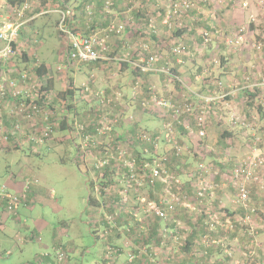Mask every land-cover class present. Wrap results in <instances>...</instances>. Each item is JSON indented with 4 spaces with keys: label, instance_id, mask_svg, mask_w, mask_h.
<instances>
[{
    "label": "rangeland",
    "instance_id": "374dc122",
    "mask_svg": "<svg viewBox=\"0 0 264 264\" xmlns=\"http://www.w3.org/2000/svg\"><path fill=\"white\" fill-rule=\"evenodd\" d=\"M53 1L26 0L24 4H18L17 8L13 7L11 10L7 6L3 10L1 8L0 15L2 12L3 15H8L4 16V19L2 17V20L7 23L18 24L24 19H27L26 25L31 23L39 26L46 23L45 27H48V30L53 33V37L44 39L42 50L39 52L40 61L44 60L53 71L58 72L56 76L63 75L66 78L65 71H59L60 69L64 70L68 65L64 49L62 50L65 45L68 48V38L60 29V20L62 11L70 7L63 5L61 7L54 6L55 4L59 5V3ZM254 1L252 0V2ZM256 1L258 5H262H257V7L259 10V7L262 8L261 13L263 14L260 15V11L257 9V15L249 17V21L250 24H256L260 38H264V0ZM5 2L7 1L5 0ZM141 2L142 0L135 2L129 0L128 4L134 6ZM168 2V13L166 16L169 14V7L171 6V2ZM252 2L248 4V9L251 8ZM109 6L107 2L105 7L107 11H111ZM258 14L260 15L259 21L257 20ZM57 15H59V21L56 20ZM127 28L130 30L129 27ZM175 31H172L173 35L176 33ZM19 41L18 37L14 43L16 54L7 62L0 63V68L3 70L0 72V77L4 76L7 79H14L13 73L16 70V74H18L16 79L20 80L21 87H29V90H32V86H34L37 90L32 93L29 101H21L26 102L27 105L38 104L41 108V113L33 115L32 120H29L26 118L27 110L29 109L26 110L25 108L26 111L23 112L18 110L20 100L12 99V101H9L0 99L2 104L0 107V118L4 115L13 116V118L16 116L26 118L20 124L19 133L21 136L18 138L13 137V135V138H11L10 135L5 134L12 131L9 127H2L0 122V139L3 140V143H0V186L5 185L11 176L17 175L23 178V187L25 189L24 198L18 199V210L15 214L8 215L4 220L3 227L0 228V264H116L115 260L118 259L119 261V257H122L121 254L124 255L122 257L123 260H121L122 258L120 259L122 261L121 264H127L125 261L135 264L136 259L130 262L132 254L129 253L127 257V251L123 250L126 245H120L122 249L120 254L116 255L114 245L116 240L113 241L114 235L118 236L117 234H119V237H121L122 233L123 243H126L132 237L137 244L135 248L137 247L143 251H146L144 248H147V251L150 250L148 257L151 258V254L156 256L155 264H161L165 258L171 264H174L177 261H174L177 259V254L180 255L183 251L182 248L187 235L189 236L191 232L190 226L186 224L188 220L190 221V217L186 216L188 219L184 220L186 223L171 221V219L175 220L178 217L175 213L179 211L181 205L192 207L197 216L204 212L206 216H210V213L215 211L214 215L216 216L209 217V220L216 222L219 226L225 225L229 226L228 228L231 227L232 230L238 229L236 230L238 239L242 242L237 246H232L233 249L235 248L232 253L225 250L233 261L236 260L235 264H246L251 258H257L260 262L259 264H264V214L262 211L260 213L257 211V209L262 210L264 208V163L255 171H251L254 177H251L250 180L245 179V174H241L238 178L236 177L237 171L240 169L238 160L241 162L244 157L251 154L254 155L252 156L253 158L264 160V133L262 132L264 129V90L261 87V94H255L256 99L248 98L247 100V105L253 108L251 112L248 115L243 114L237 107L235 113L238 118H235L236 115L232 117L233 125L238 126V134H241V137L238 138V147H242L244 143H249L251 144V149H244L241 152L232 154L228 152L229 150L226 151L225 144H222V146L212 147L213 150L211 151L206 146L214 145L218 135H216V132L215 135L211 134L213 130L208 128L205 136L200 137L199 129L201 127L196 124V131H194L191 126L192 121L189 119H194L195 116H192L186 119L190 120L189 124L191 127V135H188L189 139L187 142L180 139L181 133L177 134L175 132L178 129L177 126L174 125L173 127L168 124L166 126L164 124V132L163 129L159 132L156 131L158 136L155 138L156 146H154L153 151L148 144V139H144V137L150 136L154 139L155 133H151L152 131L144 127L138 129L136 132L138 137H136L144 144L143 153L146 155V159L141 158L143 160L141 161L142 166L139 167L135 164L134 154L130 150L131 144H134L133 138L135 136L127 133L125 140L119 142L115 150H113L116 139L113 133L117 134L122 118L123 122L132 125L134 128L136 127L135 118L144 114L151 117L155 116L158 120L161 119L166 111L162 110L157 104L158 99H165L173 104L175 103L154 87V90L151 88L148 90V98L143 99L142 102L138 100L131 104V112L126 113L124 110H117L114 102L105 97L102 88L90 87L91 81L89 77L92 74V68L85 64L80 65L77 63L74 65H80L78 66L80 69L77 70L75 75L71 73V77L76 82V86L80 88L76 90L79 92L78 96H82L81 100L78 98L76 101L66 102L61 97L56 99L53 95L51 96L52 90L45 87L48 86L50 78L43 77L44 80H42L43 78H40L36 73L39 57H35L33 52H30L29 55L27 53L24 55V50H22L23 48L20 46ZM142 43L143 45L146 44L145 42ZM148 43V45H142L144 49L141 50V54L145 56H142L143 60L137 63L146 64L145 62L150 57L157 56L158 61L154 62L155 64L153 63L152 68L165 69L166 72L168 70L172 74L168 68L175 67L159 63L161 57L158 51L154 48V52H151L150 42ZM175 43L176 40L174 41L171 37L168 45L163 48L170 49L172 55L170 54V56L169 52L165 50L167 53H164V56L170 57L169 61L178 65V60L182 61L183 58L190 56V52L185 43L179 42L182 44L184 51L179 55L173 54V48L179 44L178 42L177 44ZM254 45L255 47L253 48H247L250 52L254 51L250 55L242 54L245 48L243 50H239V47L234 48L232 58L237 62L238 59L241 60L242 55L246 56L247 59L252 58L254 55V60H251L252 63L249 66L257 68L258 71L260 70V82L262 83L264 81V45L261 44L260 49L256 48L260 44L256 42ZM127 56L130 57L129 55ZM128 57L123 59L128 60ZM214 60L220 61V55H213L207 62L205 61L204 68H221V65H216L217 62H214ZM165 61H167V58ZM186 61L188 62L187 68L194 64V61H191V57L190 60L187 59ZM224 64H226V61L222 65ZM100 65L94 67L93 72L102 80V73L99 71V68H102V63ZM4 68H6V71H4ZM156 73L164 75L159 72ZM23 75L27 77L26 83L21 82ZM65 78L58 80L56 90H63L67 86ZM165 78L167 80L166 76ZM172 80L183 83L185 94H192L184 80L181 81L175 75ZM137 84L138 86L143 85L141 82ZM247 89L251 91V88ZM254 89H259V87H252V90ZM257 91L259 93V90ZM124 92L126 93V90ZM194 92L193 94H195ZM144 94L147 93L141 86V88L133 89L131 96L135 100V98ZM216 95L220 96L221 102H225V96H222V94ZM186 98L184 97V102ZM209 99L213 98L209 97ZM191 100L194 99L192 98ZM117 104L121 106L119 103ZM219 113L216 114L219 118L217 120L211 121L209 115L206 117L205 129L208 124V127H212L216 123L224 124L222 128L224 126L229 127L224 120L226 118L224 112L220 110ZM259 114H263L262 120L259 119ZM184 117L186 116H181V118ZM64 118L69 121V129L66 131L60 128V123ZM159 122L161 123V120ZM181 122L183 124V121ZM166 127H170V130H167ZM92 128L94 132H92ZM231 130L236 132L234 129ZM167 131H171V133L165 134ZM84 132L86 134H83ZM163 133L164 136H162ZM206 134L209 135L207 139L205 138ZM167 135H169V138H167ZM228 143L237 149L236 140L233 141L229 138ZM127 144L130 146H127ZM169 144L173 146V151L175 152V163L182 170L180 177L167 172L166 157L171 154L172 149L169 154L164 152L165 147H168ZM200 145L205 147L206 151L203 153L200 152ZM102 150L114 151L115 155H111V158L117 161L114 184L106 190V193L113 195L117 192L120 195V200L117 204L110 206L107 203L105 204L106 208L102 203L103 192L101 185L98 184L97 175H95L93 169L94 164H96V167H102L108 160L105 157L106 155H104V159ZM151 152L152 155L150 154ZM207 156L209 157L208 165H201L206 169L202 170L198 165L194 167V164L196 165L198 161L205 160V157L207 160ZM213 158L215 162L212 161ZM188 163L191 165L189 168H185L184 165ZM120 164L128 166V174L120 169ZM159 165H161L160 169L162 168L166 174L154 178L152 175H154V171ZM84 173H87V179ZM200 178L202 179L201 181L199 180ZM91 181L94 182L92 186H94L95 192L89 190L87 186V183ZM96 181L97 183H95ZM242 181L246 182L251 200L246 203L247 208H251L252 205L256 210L254 214L257 215L250 216L249 213L245 217L238 214L229 215L230 210H237V207L233 204H239L237 201L238 188ZM186 182L193 183V193L183 189L182 185L180 186V184ZM33 187L38 189L36 195L39 194L41 199L39 196L32 205H29L26 202H28L29 196L32 194ZM12 193L17 196V193ZM92 197L98 199L97 204L94 206L88 204ZM167 199L172 200V202L176 200L177 203L181 204L177 206L173 215L169 216L168 219L166 218L170 225L175 223L178 229L170 232L165 229L166 226L157 227L156 235L149 239L148 232L153 229V225H156L155 222L161 223L163 221L153 214L152 206L159 205ZM196 201L199 202L201 211H197L199 206H193ZM241 207L244 208L245 206L242 205ZM220 216H223V220ZM39 224L44 226V230L39 232L40 236L34 233V229L37 230ZM123 224L127 225L122 231L123 227L121 225ZM129 225L132 227L130 228ZM128 228L130 232L127 231ZM118 231L119 233H117ZM111 232L112 234H110ZM125 233H128V235ZM205 236L202 242L206 241L209 244L208 247L219 243L218 241L220 240L224 243L227 242L225 239L211 238L209 234ZM146 240H148L147 243L145 242ZM128 242L130 244V241ZM208 247H205V249ZM224 247L227 248L226 245ZM199 251L198 257L202 254ZM60 253L62 254V262L59 261L58 255ZM151 259L153 260V258ZM150 263L153 262L150 260Z\"/></svg>",
    "mask_w": 264,
    "mask_h": 264
},
{
    "label": "crops",
    "instance_id": "0c3cea01",
    "mask_svg": "<svg viewBox=\"0 0 264 264\" xmlns=\"http://www.w3.org/2000/svg\"><path fill=\"white\" fill-rule=\"evenodd\" d=\"M6 1L7 2H5V0H0V11L5 9L6 6L11 10V8L16 7L18 4H21L19 3L20 1H22V4H24L26 0H16L15 4L12 2V0ZM106 1L108 0L53 1L55 3H59L60 5L59 6L58 4L56 5L54 3V6L61 7L63 5L65 7L72 8L74 13V17L70 23L72 31H74L75 33H79L83 36L96 35L99 40L104 41L103 49L102 46H99L98 50L105 57V59L97 62H80L78 60H70L68 55V48H66L65 45V48H62V50L64 49L63 51L66 54V61L68 65L67 68H65L64 70L60 69L59 71H65L66 78L63 77V75L56 76L58 72L56 73L55 71H53L52 68H50L49 64L46 63L44 60L40 61L39 52L42 50L44 39L51 36L53 37V33L48 30V27H45L46 23L40 24L39 26H36L31 23L26 25L27 19H24L25 22H23V20L21 22L22 24L18 23L20 26L22 25L19 28L18 37L20 40V46L23 48L22 50H24V55H26V53L27 55H29L30 52H33L35 57H39L37 60V63L39 62L38 67L42 64L46 65L47 72L46 75L42 76V78H50L49 81L52 82L53 86L52 88L49 87L50 90H52L51 96L53 95L56 99L60 98L62 97L61 94L65 93L68 89H70L74 91L73 95L70 98V101H76L78 98L81 100L82 96H78L79 92L76 90L78 87L76 86V82L74 81V79H72L71 73L75 75L77 73V70L80 69L78 68V66H80L81 64H85L92 68V74L89 77V80L91 81L90 87L102 88V92L105 94V97L114 102V106H117V110H124L126 113L131 112V104H134L138 100L142 102L143 99L148 98V90L150 88L153 89L154 87H156L157 90L160 91L163 95H166V98L171 99L175 104H182L184 102V96H187V94H185L186 91L183 89V83L176 82V80H172V77L169 76V79L167 78L166 80L164 75L158 73L142 74L136 69L135 65L138 64L137 62L143 60V58L141 57L145 56L144 54H141V50L144 49L142 48V42L146 43L144 45H148V42H150L151 52H154L155 48L158 51L160 57L162 58H160L159 63H164L168 66L175 67L168 69L171 70L173 75L178 76L181 81L184 80V82L187 83L190 90L192 91V94H189L191 96L190 98L195 99L194 102H196L199 107H204L203 105H207L203 100L204 98L211 97L215 100L214 103L210 104L211 110L207 107L210 114L209 118L211 119V121H213L214 119H219L216 114H218L219 111L222 110L226 115V118L224 120L226 121V123H228L227 126L236 131L234 132L226 126L222 128L224 124L216 123L212 127H208V124L206 132L208 128H212L213 131L211 132V134L213 133L215 135L216 132V135H218V137L216 136V141L214 145L206 146V148L208 147L212 151V147H218L222 146V144H225L226 151L229 150L228 152H231L232 154L236 152H241L244 149H251V144L249 143H244V148L243 146L238 147V138L241 137V134H238V126L233 125L232 117L233 115H236L235 109L237 107H239L238 109L246 115H248L251 112V109H253L251 108V106L247 105V100L248 98L256 99L255 94H257L258 92H255L257 90H252V87L258 86V94H261V72L260 70L258 71L257 68H251L249 66L250 63H252L251 60H254V55L252 56V58L248 59L246 56L242 55L241 60L238 59L237 62H235L234 58H232V52L234 48L239 47V50H243V48H245L242 54L250 55L251 53L253 54L254 51L250 52V50H247V48L255 47L254 44H256V42L260 44L256 47L257 49H260L261 44L264 45V38H260L256 24H250L249 21V17H251L252 15L255 16L258 13L257 1H254L255 3H257L255 4L254 2H252V0H235L233 3L234 5H228L221 3L219 0H212L211 4H205L200 6L196 12L191 14V17L189 16L188 18H186V25L184 26L188 29L187 31L178 36H176V34L173 35V32L164 25V19L168 12L167 7L169 0H142L140 4L134 6L128 4L129 2H127V0H113L115 1V5H113L114 3L109 4L111 11H107L105 9L107 5ZM251 2V8L248 9V4H251ZM244 4H247V7H245ZM259 8L260 10H258L260 11V15H262V8ZM260 15L258 14V21ZM4 16L8 15H3L2 12V14L0 15L1 21H3L2 17L4 19ZM56 20L59 21V15H57ZM112 24L116 26L122 24L125 25L126 28L121 33H117L114 30L110 31V26ZM127 27H129L130 30H128ZM203 29H214L212 41L209 45L205 44L203 38L201 37V32ZM171 35H173L174 37ZM171 37L174 39V41L176 40L175 44H177V42L185 43L188 46L190 52V56H187L189 58L185 57L182 59V61L178 60V65L174 62H170V57L164 56V53H167V51L169 52V55H172V53H170V49L168 50L163 48L164 46L168 45L169 40H171ZM2 46L3 43H0V48ZM218 54L220 55V61L214 60V62H217L216 65L220 64L221 68H204V62H207L208 59L212 58L213 55L217 56ZM127 55H129L130 57H128ZM124 57H128V60L123 59ZM190 57L191 61H194V64L191 65L190 68H187L188 62L186 60H190ZM166 58L167 61H165ZM224 61H226V64L222 65ZM75 63L80 65H74ZM101 63L102 68H99V71L102 73V80L98 78V76L93 72V68L97 67L98 65L101 66ZM2 71L3 70L1 68V72ZM4 71H6V68H4ZM13 74L15 76L13 78L18 77V74H16V70H14ZM62 78H65L67 80V86L63 90H56L57 82L58 80H62ZM42 80H44V78ZM140 82L143 83V85L141 86L143 89H145L147 94H144L143 96H138L137 98H135V100H133L131 96L132 90L136 88H141V86H138L137 84H140ZM96 84H98V86H96ZM247 88H251V91ZM84 89L86 90V88ZM124 90H126V93L124 92ZM193 91H195V94H193ZM216 94H222V96H225V102H221L219 99L220 96H217ZM123 97L126 98L123 99ZM217 98L218 100H216ZM9 101H12V99ZM117 103H119V105L121 106H118ZM168 112L166 111V113L163 114L161 119H159L161 120V123L155 116L151 117L147 114L136 117L134 123L136 124L137 130L144 127L147 130L152 131L151 133L156 134L161 129H163L164 132V124L166 125V123L168 122H173L176 123L175 125L178 127V129H176L177 131L175 130V132H177V134L181 133V135L179 136L180 139L187 142L189 139L188 135H191V127L189 123L190 120L193 119L189 118L190 120H186L188 117H184L179 118V120L177 121L174 116H169L170 114ZM262 115L259 114L260 120L263 119ZM235 118H238V116L236 115ZM25 119L26 118L23 116H16L13 118V116L4 115L0 118V122L2 124V127H9V129L12 131L10 133L18 138L21 135L19 133V130L16 129V126L24 122ZM181 121H183V124ZM124 127H127L129 130L132 129V125L128 124H125L123 128ZM180 128L182 129V131L180 130ZM92 132H94L93 128ZM262 132L264 133V129L262 130ZM129 134L133 136L132 133ZM162 136H164V133ZM208 137L209 135H207L205 138L207 139ZM229 138L233 141L236 140L237 149L233 148V145L228 143ZM148 143L154 144V142ZM196 147L198 148V146ZM203 147L204 146L200 145L201 153L206 151L205 147ZM150 148L151 150H153L151 146ZM171 149L173 151V146L169 144L168 147H165L164 153L169 154ZM197 152L199 153V151ZM166 158V161L169 162V156H167ZM212 161L215 162V159L213 158ZM208 163L209 157L207 156V160L205 157V160L198 161L196 165L194 164V167H197L198 165V167H201L203 170L206 168L201 165H208ZM199 180L201 181L202 179L200 178ZM23 183V178L21 176L15 175L11 176L9 180H7L6 184H3L2 187H6L10 191L17 193L20 196H24L25 189L23 187ZM32 189V194L29 196L30 198L28 199V202H26L27 204L29 203V205H32V203L35 202V200L38 199V197L40 196L39 194L36 195L38 189L34 187ZM233 205L237 207V210H230L231 212H229V215L231 216L238 214L242 217H245L246 214L250 212L249 209L242 208L240 204ZM193 206H199V209L197 211H201V206L199 205V202L196 201ZM251 208H253L252 205ZM214 213L215 211L210 213V216H206L204 212L200 213V216H197L195 210H193L192 207L186 205H181L179 207V211L175 213V215H178V217L175 218V220L173 221H175V223L177 221H182L186 223L184 221L185 219H187L186 216L190 217V221L187 219L188 223L186 224L190 226L191 232L189 236L187 235V238L185 239L183 244V251L180 250L182 251L181 254H177V259L174 260L177 261L174 264H235L236 260L233 261V259L228 256V253L227 251L225 252V250H228L232 253V251L235 250V248L233 249L232 246H237L240 244V242H242L238 239V233L236 232V230L238 229L236 228L235 230H232L231 227L228 228L229 226H219L216 224V222L214 223L209 220V217L211 218V216H216L214 215ZM8 215L11 216L8 213L5 205L1 204L0 228L3 227L4 220ZM220 217L223 220V216ZM175 223H172L170 225L169 222L165 219L160 223V225H153V229L150 230L148 233L150 235L154 234L155 236L158 226H166L165 229L170 232L174 229L176 231L178 227L175 225ZM125 225L127 224L121 225V227H123L122 231L126 228ZM39 226H37V230L34 229V233L40 236L39 232H42L44 230V226H41L40 224ZM129 226L130 228L132 227L131 225ZM127 231L130 232L129 228L127 229ZM117 233H119V231ZM125 234L128 235V233ZM208 234L211 236V238L225 239L228 243H224L220 240L218 241L219 243L208 247L209 244L206 241L202 242L203 238L206 237L205 235ZM117 235L118 236L114 235L113 240H116V242H114L116 243L114 244L116 248V255L118 253L120 254V251L122 249L121 246L126 245L123 250L127 251V257L129 253L136 256V264H138V261L143 257L146 258L144 259L146 260V262L140 264L156 263V256L152 254L150 255L153 260L148 257V252H151L150 250L147 251V248H144L146 251H143L137 247L135 248L137 244L134 242V238L130 237V239L128 240L130 241V244L128 241H126V243H123V233L121 237H119V234ZM221 242L222 244L220 245ZM224 245H226L227 248H225ZM204 246L208 248L205 249ZM200 249L201 251H199ZM198 251L199 253H202L201 256H199L200 258L198 257ZM121 256L124 257L123 254H121ZM121 258L119 257V261L118 259H116L115 263L121 264V260H123V258ZM149 259L153 263H150ZM166 259L167 258L163 259L161 264H171ZM125 262L127 264H130L127 261Z\"/></svg>",
    "mask_w": 264,
    "mask_h": 264
},
{
    "label": "built area",
    "instance_id": "2783aa9c",
    "mask_svg": "<svg viewBox=\"0 0 264 264\" xmlns=\"http://www.w3.org/2000/svg\"><path fill=\"white\" fill-rule=\"evenodd\" d=\"M171 2V6L169 7L170 11L169 14L164 19V25L168 27L169 30H179L184 27L181 18L195 5L190 0H169ZM226 0H221V2ZM228 2H231L232 0H227ZM263 3V1H262ZM111 4V3H109ZM227 4V3H226ZM245 7H247V4H244ZM168 13V12H167ZM73 19V11L72 9L68 8L62 11L61 13V20H60V29L62 32L67 35L68 38V55L70 60H78L80 62H97L104 60L105 57L99 52L98 47L102 46V49L104 47V41L99 40V38L96 35L92 36H83L79 33H75L70 28V23ZM19 24L14 23H7L0 20V43H3V46L0 48V63L7 62L13 55L16 54V49L14 48V43L16 42L18 35H19ZM126 28L125 25H111L110 31L114 30L117 33H121ZM201 36L204 40V43H208L211 41L213 33H210L207 30H202ZM261 48V46H260ZM184 51V48L182 47V44L179 43L177 46L173 48V54L179 55ZM158 61L157 56L150 57L146 64L138 63L136 64V69L142 73H150V72H159L164 74L167 78L173 77L174 75L171 74L168 70L167 72L165 69H156L152 68V65L154 62ZM155 64V63H154ZM1 72V68H0ZM169 76V77H168ZM22 83L27 82V77L22 76L21 78ZM47 87V86H45ZM261 89L264 90V81L260 85ZM34 91H37L34 86H32V90H29V87H21L20 80L19 79H7L4 76L0 77V99L4 100H20L18 103V110L20 112L26 111L27 109V115L26 118L29 120H32L33 115L41 113V108L38 106V104H34L33 101L27 105L24 101H29L32 97V93ZM160 100V101H159ZM204 102L207 105H210L212 102H214V99L204 98ZM157 104L160 106L162 110L165 111H171L173 113V116L176 119H179L182 115L187 116H196L197 119V125L201 127L199 129L200 137L205 136L206 130H205V120L208 114V109L206 105H203L204 107H198L196 102H193L190 97H187L185 99V102L181 105L173 104L165 99H158ZM2 106L0 101V107ZM26 108V110H25ZM202 121H204L202 123ZM170 126L171 124L168 123ZM167 126V125H166ZM17 130H20V125L16 126ZM167 130H170V127H166ZM47 133V132H46ZM171 131H167L165 134H169ZM167 138H169V135H167ZM144 139H148L149 142H156V140H153L150 136H145ZM2 140V139H0ZM254 155H248L247 157H244L241 162L239 161L240 169L237 171L236 177L238 178L241 176V174H245V179L250 180L251 177H254L251 174V171H255L258 167H260L264 160L262 161L260 158H253ZM161 165L156 167L154 171V175L152 177H159L163 174H166L165 171L160 169ZM162 172V173H161ZM255 179H257L255 177ZM238 202L242 206H245L244 208L249 209V214L256 213V210L254 208H247L246 203L250 201L249 197V191L246 187V182L242 181L240 182V187L238 188ZM24 196H20L17 194H13L9 189L6 187H0V204L3 202H6L7 211L10 215L15 214V212L18 210V199H22ZM177 201L175 200L172 202V200H164L161 204L153 205L152 206V212L153 214L164 220L167 218L168 214L172 211H174ZM257 209V208H256ZM257 211H262L264 214V208L262 210L257 209ZM256 215V214H255ZM59 261H62V254L59 255ZM136 258L135 255H132L130 258V262H132Z\"/></svg>",
    "mask_w": 264,
    "mask_h": 264
},
{
    "label": "trees",
    "instance_id": "16d2710c",
    "mask_svg": "<svg viewBox=\"0 0 264 264\" xmlns=\"http://www.w3.org/2000/svg\"><path fill=\"white\" fill-rule=\"evenodd\" d=\"M16 0H12V2L15 4L16 2H15ZM132 1H140V0H132ZM190 1H192V3L195 5L192 9H190L182 18H181V21H182V23H183V25H186V22H185V20H186V18H188L189 16L191 17V14H193L194 12H196L198 9H199V7L200 6H202V5H205V4H211V2H212V0H190ZM220 2H221V0H219ZM234 1L235 0H232L231 2H228L227 0L226 1H223V2H221V3H223V4H228V5H234L233 3H234ZM106 2H110V3H114L113 5H115V1H113V0H108V1H106ZM127 2H129V0H127ZM19 3H23L22 1H20ZM21 4H19V5H21ZM187 27H183L182 29H179V30H177L176 31V36H178V35H180V34H182V33H184L185 31H187ZM204 30H207V31H209L210 33H214L213 31H214V29L213 30H209V29H204ZM202 37V36H201ZM204 41V40H203ZM212 41V40H211ZM210 41V42H211ZM210 42H208V43H210ZM208 43H205V44H208ZM36 71H37V73L39 74V77H42V76H44V75H46V65L45 64H42L41 66H39L38 68H36ZM150 73H156V72H150ZM165 76V75H164ZM49 84H48V86H47V88L46 89H50V88H52L53 86H52V82L51 81H49L48 82ZM50 87V88H49ZM254 90H259V89H254ZM263 91V90H262ZM255 92H258V91H255ZM73 93H74V91L73 90H70V89H68L65 93H63V94H61L62 95V97L61 98H63L66 102H70V98H71V96L73 95ZM249 94H251V93H249ZM258 94V93H257ZM184 97H191L190 95H187V96H184ZM250 97V96H249ZM255 98V97H254ZM192 101H195V99L194 100H192ZM183 104V103H182ZM178 105H181V104H178ZM210 110H211V108H210V105H206ZM260 110H261V112H262V109L260 108ZM168 112V111H167ZM169 114V116H171L172 117V115H173V113L171 112V111H169L168 112ZM208 115H210L209 114V111H208V114H207V116ZM195 116V115H194ZM186 117H192V116H187L186 115ZM181 118V117H180ZM177 121L179 120V119H176ZM192 122H191V126H192V128L194 129V131H196V124H197V119H196V116L194 117V119L193 120H191ZM169 123V122H168ZM168 123H166V124H168ZM125 124H127V123H125V122H123V121H121V125H120V127H119V130L117 131V134L116 133H113V136L115 135L116 136V139H115V142H114V148H113V150H115V148H116V145L119 143V142H122V140H125V138L127 137V133H132V135L133 136H135L134 138H133V141H134V144H131V146L129 145V144H127V146H130L131 148H130V150H131V153H133L134 155H133V157H134V161H136L135 162V164L137 165V166H142V163H141V161H143L141 158H143V159H146L145 157V155H144V153H143V149L145 148V146H144V144H142L138 139H137V135H136V132H137V128L135 127H133L132 126V129H128L127 127H124L123 128V126L125 125ZM173 127H174V125L176 124V123H173V122H171L170 123ZM176 126V125H175ZM198 126V125H197ZM60 128H61V130H63V131H66V130H68L69 129V121H68V119L67 118H64L62 121H61V123H60ZM123 128V129H122ZM122 130V131H121ZM180 130L182 131V129L180 128ZM206 130V129H205ZM88 132V131H87ZM5 134H7V135H10V137L11 138H13L14 137V135H13V137H12V134L10 133V132H7V133H5ZM83 134H86V132H84ZM137 136V137H136ZM157 133L154 135V139L153 140H155V138H157ZM16 137V136H15ZM17 138V137H16ZM126 142V141H125ZM124 142V144H126ZM0 143H3V140H0ZM151 147H152V149H154V146H156V142L154 143V144H152V143H148ZM103 151V157H104V155H106L105 157L108 159L103 165H102V167H96V164H94V171H95V175H97V179H98V184H100L101 185V189H102V192H103V205H105V204H107V203H109V205L111 206L112 204H117L118 202H119V200H120V195H119V193H117V192H115V194H113V195H108L107 193H106V190L111 186V185H113L114 184V174H115V171H116V167L117 166H115L116 164H117V161L114 159V158H111V155H115V153H113V152H111V151H106V150H102ZM101 151V152H102ZM153 151V150H152ZM151 155H152V153H151ZM105 157H104V159H105ZM187 157H189V156H187ZM194 158H195V156H194ZM169 162H165L166 163V165H167V168H168V170H167V172H170V173H173V175H175L176 177H180L181 176V169L179 168V167H177V164L175 163L176 162V156H175V152L174 151H172L171 152V154L169 155ZM121 165V167H120V169H122L123 171H126V174H128V171H129V168H128V166H125V165H123V164H120ZM191 164H186V165H184V167L185 168H189V166H190ZM81 168V167H80ZM102 171V172H101ZM83 173V172H82ZM84 175H85V178L87 179V173H84ZM191 180H192V178H191ZM195 180V179H194ZM92 183H94L93 181H91V182H88L87 184V186H88V188H89V190H91L92 192H95V188H94V186H92ZM95 183H97V181L95 182ZM192 182L190 183V182H186V183H184V184H180V186L182 185V188L183 189H187L188 190V192H191V193H193V186H192ZM97 202H98V199L96 198V197H92L91 199H90V201H88V204L90 205V206H94L95 204H97ZM2 204H4L5 205V207L7 208V206H6V202H3ZM1 205V204H0ZM181 204L180 203H178V204H176V206H175V209H174V211H172V212H170V214H168L169 216H171L172 214H174L175 213V211H176V208H177V206H180ZM105 208H106V205H105ZM258 213H260V211H258ZM252 215H255V214H251L250 213V216H252ZM257 215V214H256ZM169 216H167V217H169ZM171 221H173L172 219H171ZM156 223V225H160V222H155ZM104 224H106V222H104ZM158 227H160V226H158ZM112 233V232H111ZM154 235V234H153ZM153 235H150L149 234V239L150 238H152V236ZM147 241L148 240H146L145 242L147 243ZM145 243V244H146ZM187 249V248H186ZM144 259H146L145 257H143L142 259H140L139 261H138V264H140V263H145L146 262V260H144ZM62 262V261H61ZM107 262H109L108 260H107ZM260 262H259V260L257 259V258H251L250 260H248L247 262H246V264H259ZM135 264H136V262H135Z\"/></svg>",
    "mask_w": 264,
    "mask_h": 264
}]
</instances>
